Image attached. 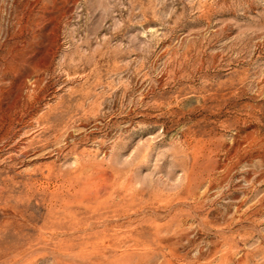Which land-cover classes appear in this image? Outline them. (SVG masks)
I'll use <instances>...</instances> for the list:
<instances>
[{"label":"rangeland","instance_id":"rangeland-1","mask_svg":"<svg viewBox=\"0 0 264 264\" xmlns=\"http://www.w3.org/2000/svg\"><path fill=\"white\" fill-rule=\"evenodd\" d=\"M0 264H264V0H0Z\"/></svg>","mask_w":264,"mask_h":264}]
</instances>
